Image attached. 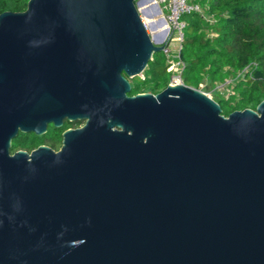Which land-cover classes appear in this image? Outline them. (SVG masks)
<instances>
[{
    "label": "water",
    "instance_id": "1",
    "mask_svg": "<svg viewBox=\"0 0 264 264\" xmlns=\"http://www.w3.org/2000/svg\"><path fill=\"white\" fill-rule=\"evenodd\" d=\"M141 1L0 14V264H264V101L225 117L184 84L129 96L163 50ZM64 120L84 125L58 151L11 154Z\"/></svg>",
    "mask_w": 264,
    "mask_h": 264
},
{
    "label": "trees",
    "instance_id": "2",
    "mask_svg": "<svg viewBox=\"0 0 264 264\" xmlns=\"http://www.w3.org/2000/svg\"><path fill=\"white\" fill-rule=\"evenodd\" d=\"M29 0H0V14L22 12ZM212 22L197 15L184 16L180 58L184 63L181 78L184 85L211 91L229 81L228 98L212 90L211 98L227 117L234 111L255 110L264 101V0H195ZM142 77L128 79L129 96L141 93L156 95L169 83L166 59L155 53ZM229 92V91H228ZM69 127L46 131L42 136L22 134L11 142V154L31 152L39 146L57 151L61 133Z\"/></svg>",
    "mask_w": 264,
    "mask_h": 264
},
{
    "label": "built area",
    "instance_id": "3",
    "mask_svg": "<svg viewBox=\"0 0 264 264\" xmlns=\"http://www.w3.org/2000/svg\"><path fill=\"white\" fill-rule=\"evenodd\" d=\"M158 6L162 19L165 25L162 28V54L166 59L167 73L170 74L168 85L175 86L183 84L181 74L184 68V63L180 58V51L182 48L183 31L185 28L184 16L190 14H197L207 21L212 22L207 18L204 9L195 2V0H153ZM158 17V16H157ZM159 18V19H160ZM157 19V21L159 20ZM151 32V31H150ZM153 36V33H149ZM166 42V43H165ZM173 45V49L170 46ZM140 78H143L142 75ZM229 84V81H227ZM210 97V96H209Z\"/></svg>",
    "mask_w": 264,
    "mask_h": 264
},
{
    "label": "bare ground",
    "instance_id": "4",
    "mask_svg": "<svg viewBox=\"0 0 264 264\" xmlns=\"http://www.w3.org/2000/svg\"><path fill=\"white\" fill-rule=\"evenodd\" d=\"M139 10L142 13L144 20H147L148 29L153 33L155 39H159L162 36V28L157 24V21H150L154 17L155 9L151 7L154 5V1L143 0L139 3ZM160 33V34H159ZM157 35H160L157 37Z\"/></svg>",
    "mask_w": 264,
    "mask_h": 264
},
{
    "label": "rangeland",
    "instance_id": "5",
    "mask_svg": "<svg viewBox=\"0 0 264 264\" xmlns=\"http://www.w3.org/2000/svg\"><path fill=\"white\" fill-rule=\"evenodd\" d=\"M140 5V4H139ZM154 5H155V3H154ZM154 5H152L151 4V7H154ZM141 17L143 18V16L141 15ZM160 17H162V15H158V17L157 16H155V17H153L152 19H150V21H157V19H159ZM143 21L145 22V25L147 26V20H144V18H143ZM149 33H151L150 32V30H149ZM160 34V33H159ZM160 35H157V37H159ZM170 49H173V45H171L170 46ZM159 53H161L162 54V52H159ZM230 84V83H229ZM229 84H228V82H225L224 84H221V85H218V86H216V87H213L212 89H211V91L212 90H215L216 92H217V94H219L220 96H222V97H224L225 99H227L228 98V95H230V94H232V92H230V90H229ZM211 91H206L205 92V94H207L208 96H212V92ZM229 91V92H228Z\"/></svg>",
    "mask_w": 264,
    "mask_h": 264
},
{
    "label": "flooded vegetation",
    "instance_id": "6",
    "mask_svg": "<svg viewBox=\"0 0 264 264\" xmlns=\"http://www.w3.org/2000/svg\"><path fill=\"white\" fill-rule=\"evenodd\" d=\"M66 124H68L69 125V127L66 129V130H68V129H77V128H81L83 125H84V122H80V121H75V122H69V121H67V120H64L63 121V124H62V127L64 126V125H66ZM61 127V128H62ZM53 129H60V128H55V127H53L52 125H49L48 127H47V132L49 131H52ZM65 130V131H66ZM64 132V131H63ZM62 132V133H63ZM62 133H61V141H62ZM60 147H61V145H60ZM60 149V148H59ZM58 149V150H59ZM57 150V151H58Z\"/></svg>",
    "mask_w": 264,
    "mask_h": 264
}]
</instances>
